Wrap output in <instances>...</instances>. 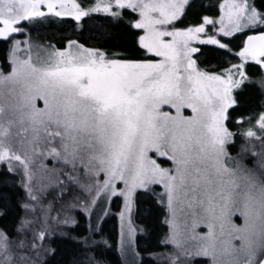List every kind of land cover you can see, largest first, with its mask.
Wrapping results in <instances>:
<instances>
[{
    "label": "snow or ice",
    "instance_id": "6c2138e0",
    "mask_svg": "<svg viewBox=\"0 0 264 264\" xmlns=\"http://www.w3.org/2000/svg\"><path fill=\"white\" fill-rule=\"evenodd\" d=\"M194 7L195 0H94L87 6L77 0H0V40L12 43L11 71H0V85H5L0 117H11L7 123L0 120V163L9 172L13 162L23 169L27 194L41 207L45 224L51 204L44 208L31 188L35 158L44 168V160L53 162L46 170L54 179L41 193L53 187L56 199L69 185L93 196L91 203L100 190L117 194V182L123 183L120 194L129 202L136 189L162 186L160 201L170 228L165 243L177 249L171 264H193L198 257L208 258V264H264V180L226 148L238 135L250 146L242 145V152L264 158V110L238 116L236 133L226 124L229 110L240 107L234 90L248 81L264 92V78L250 81L244 71L249 61L264 69V31L247 36L235 53L240 63L228 61L218 72L203 71L193 59L200 51L193 42L214 45L225 56L232 49L208 33V26L217 25L212 17L203 15L178 27ZM219 8L223 37L264 25V11L249 0H223ZM125 10L137 17L129 24L138 30L136 44L145 58L108 53L72 39L61 49L45 47L27 33L29 26L53 17L80 22L103 13L122 20ZM18 35L28 39L18 40ZM164 106L175 109V115ZM185 108L192 115H183ZM13 126L23 156L9 139ZM80 198L73 193L74 200ZM237 216L242 224L234 221ZM29 223L23 221L22 229ZM201 227L206 231H197ZM46 235V229L38 230L32 241L16 244L21 251L13 252L12 241L0 232V264H36L29 253L40 255Z\"/></svg>",
    "mask_w": 264,
    "mask_h": 264
},
{
    "label": "trees",
    "instance_id": "16d2710c",
    "mask_svg": "<svg viewBox=\"0 0 264 264\" xmlns=\"http://www.w3.org/2000/svg\"><path fill=\"white\" fill-rule=\"evenodd\" d=\"M84 6L90 5L94 0H77ZM221 0L211 2L206 0L202 4H195L189 12L193 14L189 23H194L199 17L214 14L218 10ZM259 11H264V0H254ZM211 3V5H208ZM188 12V13H189ZM137 18L128 10L123 13L122 20H113L105 14H93L76 22L68 18L59 24L43 26L38 36H44L48 43H65L75 39L86 47H94L108 53H122L130 58H145L143 50L136 44L135 33L138 30L130 27L129 21ZM264 31V25L254 29L237 33L231 38L227 37L225 43L232 49V53L225 56L224 50L214 45H201L200 52L195 56L199 68L207 72H218L222 66H227L228 61L238 63L239 57L235 55L241 48L248 35H257ZM8 42L0 40V50H7ZM61 46H64L61 45ZM2 58V56L0 55ZM147 58L152 59L151 55ZM246 74L250 81H259L264 78V70L255 63L246 65ZM234 95L240 107L230 111V118L226 122L229 130L236 133L238 127L236 118L243 115H255L264 110V92L255 83L245 81ZM237 142H242L243 137L235 136ZM154 189H159L156 187ZM24 189L19 176L9 172L5 166L0 167V232L10 239L17 236V231L22 226L24 219L23 198ZM119 199L112 202V208L117 211ZM115 212V211H114ZM111 213L102 223L101 232L95 238L101 239L95 246H90L89 230L86 217L78 213V220L66 228V234L55 237L49 241L50 253L46 254L40 264H123L119 249V230L116 212ZM135 223L138 234L135 239L136 250L141 257L140 264H162L155 255L162 253L166 245L163 243L168 233L165 222L166 209L159 201L154 191L140 190L135 196ZM18 231V235H19ZM18 237V236H17ZM205 259H199L195 264H205Z\"/></svg>",
    "mask_w": 264,
    "mask_h": 264
},
{
    "label": "rangeland",
    "instance_id": "374dc122",
    "mask_svg": "<svg viewBox=\"0 0 264 264\" xmlns=\"http://www.w3.org/2000/svg\"><path fill=\"white\" fill-rule=\"evenodd\" d=\"M204 1L206 0H195V4L199 5V4L204 3ZM212 1H214V3L216 1V4H217L218 3L217 1L219 0H211V2ZM249 2L255 6L254 0H249ZM221 3H223V0L219 2L218 7H217L218 10L216 13L207 15L217 21V25L215 29H213L211 26H208V33L211 35H215L218 39H221L222 42H225L224 39H226L227 37H223L222 34L218 32L219 16L221 15L219 5ZM208 5H211V3H209ZM100 14H103V13H100ZM192 16L193 14H190L189 12L182 19V22H177L178 27L182 28V27L189 25L190 24L189 20H191ZM68 18H71V17H62V18L53 17L49 20L44 21L43 23L36 24L35 28L29 26L27 29V33L30 34L32 40L36 44H39L45 47L48 45H52L56 49H61L63 47L61 45L63 44L65 45V43L68 40L65 41V43L64 41L63 43H59V42L57 43L53 41V43L50 44L47 42L48 40H46L47 39L46 37L40 36V35L38 36L37 34L39 33L40 29L43 26H47L50 24H59L60 22H63ZM256 27H245L241 31L236 32L234 35H236L237 33H242L249 29H254ZM232 36H230L229 38H231ZM16 39L23 41L25 39H28V35H18ZM72 40H75V39H72ZM245 41L246 39L243 42ZM6 46L8 47L7 50L5 51L0 50V55L2 56V58L0 57V71H2L5 75L10 73L11 71V65L8 60V55H9L10 49L12 48V43L8 42ZM21 47L24 48L25 45L22 44ZM193 47H197L200 49L201 44L193 42ZM37 51L38 49L36 48L33 49L34 58L36 56ZM199 52L193 54V59H195V56L198 55ZM40 54L41 56L45 55V53H43L42 51L40 52ZM18 55L20 54L18 53ZM152 59H159V58L152 57ZM251 62L253 61H249L248 63H251ZM238 63H240V59ZM246 65L244 69L245 72H246ZM4 88H5V85H0V91H2ZM236 90H234V93ZM0 103H3L2 97H0ZM38 106L40 107L43 106L42 101H38ZM162 110L169 111L172 115H175V109H171L169 106H164ZM183 115L185 116L192 115L191 109L185 108L183 110ZM9 118L11 117L3 116V117H0V120H2L4 123H7V119ZM16 131H17V128L13 126L11 128L12 135L10 136L9 139L12 143L13 148L18 152V154L23 156L24 155L23 150L21 149L20 145L16 143V140L18 139L15 136ZM233 139H234V143H229L226 145L229 155L232 157H235L236 160L239 161V163L242 165L243 168L252 170V174L255 177H257L259 180H264V168L261 167V164L264 163V158H262L261 156L252 155L251 151L242 152L241 151L242 145L245 147H250L248 145V142L244 138L242 139V142L240 143L237 142L236 137H234ZM255 151L257 153L261 152V147L258 142H256ZM158 162H161V161H158ZM163 163L165 167L170 166V162L164 161ZM43 164L46 165V168L41 167V161L39 160V158H35L34 162L30 165V168L32 171L31 188L34 194L37 195L38 199L40 200L44 208H48L49 204H51V209L48 213V219H47L46 224L44 223V220H43V213L41 212V207L38 206L35 201H32L27 194V191L25 188L26 178L24 176L23 169L19 167L16 164V162H13L12 172L16 173L19 176L21 185L25 193V196L23 198V205L24 204L32 205L33 207L36 208V211L32 212L31 210H27L24 208L23 221L28 220V221H31V223L23 226V229L21 226L20 231L18 228V231H19V235L17 231L18 237L16 236L13 239L9 238L10 241H12V251L13 252L21 251L20 249L16 248V244H18L20 240H24L26 243L30 242L32 241L33 235L35 232L41 229H46L47 235H46L45 240L43 241L42 248L39 249L40 255L35 256L33 253H29V255H32L33 259L36 260V264L42 263V260L45 258L46 254L50 253V249L48 250L49 241H51L55 237L64 236L66 234L65 232L66 228H68L69 225L74 224L76 220H78V213H82L86 217V225L88 227L89 235H90L88 242L90 243V246H95L96 244L102 241L101 239L95 238L96 235H98L101 232V226L103 224L102 222L111 213L115 211L117 215V219H118L119 249L121 252L123 264H140L141 257L139 256L136 250V246H135L136 235L138 234V231H139L138 230L139 228L136 225L135 218H134L135 217V196H136V193L140 190L154 191L156 193L157 198L160 201V194L163 192L162 186L152 185L150 186L148 190L136 189L132 194L131 201L129 202V201H126L124 195L120 194L124 190L123 183L117 182L115 185L117 194L113 195L106 190H100L99 196H96L95 198V203H91L93 196L81 192V190L77 188L75 185H69V190L65 192V195L60 199H56L54 197L55 188L53 187H47L46 191L43 194L41 193V188L43 186L48 185L51 182V180L54 179V174L46 170L47 168H52L54 166L51 159L49 158V159L44 160ZM2 166H5L7 168L6 164L0 163V167ZM55 166L57 168L61 167V165L59 164ZM101 176H103L102 173H101ZM60 178L65 179L63 175H61ZM156 187H159V189H154ZM95 191L96 189H93V195L95 194ZM73 193L79 195L81 197L80 200H74ZM116 198L119 199L117 211L112 208V202ZM162 204L165 206L166 218H167L169 214H168L166 205L164 203ZM233 219L237 224L243 223V218L241 217L237 216V217H233ZM166 224L168 226V233H167V236H168L170 232V228H169V224L168 223ZM197 231L204 232L206 231V229L201 227L197 229ZM165 239L163 242L166 245L165 250L162 253L155 255V257L159 259V261H161L162 264H171L170 257L176 254L177 249L170 243L166 244ZM236 243H239V242H236ZM260 255L261 254L258 253V256H257L258 259L260 258ZM199 259H205L207 261L205 264H208V258H204V257L196 258L193 261V264H195L196 261Z\"/></svg>",
    "mask_w": 264,
    "mask_h": 264
}]
</instances>
